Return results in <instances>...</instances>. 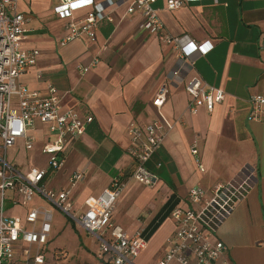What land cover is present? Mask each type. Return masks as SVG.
I'll list each match as a JSON object with an SVG mask.
<instances>
[{
  "label": "crops",
  "instance_id": "crops-1",
  "mask_svg": "<svg viewBox=\"0 0 264 264\" xmlns=\"http://www.w3.org/2000/svg\"><path fill=\"white\" fill-rule=\"evenodd\" d=\"M59 2L18 0L16 8L27 19L23 49L40 51L21 84L42 93L52 85L63 112L74 109L93 118L83 136L70 140L66 170L51 173L48 187L59 192L72 173H83L71 194L74 210L82 209L87 198L100 196L116 177L132 172L129 126L144 128L164 119L173 129L147 164L157 181L148 188L130 182L116 204L114 222L129 235L142 230L145 250L157 240L159 261L176 229L171 212L188 206L190 191L198 186L209 191L247 173L251 188L216 238L226 245L231 264H264V122L248 121L250 96L264 95V0H204L177 11H170L166 1L157 3L167 34L213 46L206 56L191 50L184 58L160 35L145 30L141 13L130 14L128 3L117 0H98L112 21L99 23L94 40L76 38L62 45L68 20L55 12ZM89 11H77L75 19ZM95 58L97 66L81 75L79 67ZM193 77L225 91L224 102L213 112L188 113L186 84ZM162 87L168 93L159 114L154 100ZM195 143L198 156L192 153ZM37 147L41 150L42 144ZM44 201L36 196L27 208L9 198L4 219L29 229V209L48 208Z\"/></svg>",
  "mask_w": 264,
  "mask_h": 264
},
{
  "label": "built area",
  "instance_id": "built-area-1",
  "mask_svg": "<svg viewBox=\"0 0 264 264\" xmlns=\"http://www.w3.org/2000/svg\"><path fill=\"white\" fill-rule=\"evenodd\" d=\"M161 1H166L170 11H177L204 0H117L119 4L128 3L130 14L141 13L145 30L160 35L162 42L178 51L182 58L189 57L191 50L208 55L213 50L210 42L197 43L188 36L173 37L164 31L156 8ZM17 3L18 0H0V264H45L41 248L48 244L53 231L54 208L95 238L97 257L103 264H137V258L147 246L143 231L129 235L117 225L113 220L115 207L130 182L149 187L156 183L157 177L147 164L162 146L173 124L164 119H157L144 128L132 123L128 128V154L134 163L132 172L116 177L100 196L87 198L84 207L75 211L71 194L84 174L72 173L66 187L59 192L50 189L46 180L51 173L64 171L70 140L83 136L93 118H83L74 109L63 112L58 89L52 85L42 93L21 84L22 77L36 65L40 51L23 49L28 33L27 19L16 12ZM83 9L90 11L84 18L75 19V13ZM55 12L68 20V35L62 45L76 38L94 40L99 23L105 19L112 21L104 14L98 0H60ZM189 62L193 68L195 62ZM98 63L99 59L95 58L89 66H80V74H88ZM186 91L190 96L188 113L191 116L198 115L203 108L213 112L226 98L222 88L198 77L189 80ZM167 93L166 87L160 88L154 100L159 114ZM249 101L248 121L264 122V95H251ZM19 142L29 151L41 143L47 167L32 166L23 171L11 163L8 152ZM192 153L199 155L196 143ZM198 167L204 171L199 161ZM251 182L252 176L243 173L233 181L216 184L209 191L201 186L193 188L188 206L177 207L171 212L176 229L167 241L164 256L154 264H231L226 256V245L216 237L224 221L246 198ZM36 196L45 200L49 207L29 209L26 217L29 229L4 219L9 198L29 208Z\"/></svg>",
  "mask_w": 264,
  "mask_h": 264
},
{
  "label": "rangeland",
  "instance_id": "rangeland-1",
  "mask_svg": "<svg viewBox=\"0 0 264 264\" xmlns=\"http://www.w3.org/2000/svg\"><path fill=\"white\" fill-rule=\"evenodd\" d=\"M8 160L23 171H27L32 166H47V157L41 150L37 147L35 150L29 151L24 147L23 142H19L17 146L9 150ZM66 167L64 170H66ZM78 186L73 192L76 191ZM148 187L146 186V188ZM44 203L47 204L45 201ZM8 204L7 200L5 209L9 208ZM45 204L43 206H46ZM132 211L134 212V208H132ZM53 212V231L48 244L41 248L42 253L46 257L45 264H103L97 257L98 245L95 238L83 231L79 226H73L72 222L69 221V217L58 209L54 208ZM158 248L157 240H154L137 258L136 263L154 264L158 261V257H156Z\"/></svg>",
  "mask_w": 264,
  "mask_h": 264
},
{
  "label": "trees",
  "instance_id": "trees-1",
  "mask_svg": "<svg viewBox=\"0 0 264 264\" xmlns=\"http://www.w3.org/2000/svg\"><path fill=\"white\" fill-rule=\"evenodd\" d=\"M69 221H71L72 222V224H73V226H75L76 227V224L72 221V220H69Z\"/></svg>",
  "mask_w": 264,
  "mask_h": 264
}]
</instances>
